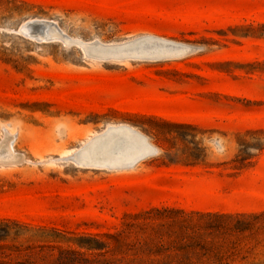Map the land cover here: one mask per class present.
Segmentation results:
<instances>
[{"label":"rangeland","instance_id":"1","mask_svg":"<svg viewBox=\"0 0 264 264\" xmlns=\"http://www.w3.org/2000/svg\"><path fill=\"white\" fill-rule=\"evenodd\" d=\"M0 53V219L127 247L186 217L152 207L256 212L221 264H264V0H0ZM117 125L155 150L112 166Z\"/></svg>","mask_w":264,"mask_h":264},{"label":"trees","instance_id":"2","mask_svg":"<svg viewBox=\"0 0 264 264\" xmlns=\"http://www.w3.org/2000/svg\"><path fill=\"white\" fill-rule=\"evenodd\" d=\"M0 59L12 61L1 53ZM244 160L241 166L247 165ZM152 211L186 217L147 220L141 224L145 233L127 247L111 245L99 233L72 237L58 227L0 219V264H193V258L209 254L221 264L224 252L236 255L242 249V238L252 229L248 219L261 215L179 207H152L147 213Z\"/></svg>","mask_w":264,"mask_h":264},{"label":"bare ground","instance_id":"3","mask_svg":"<svg viewBox=\"0 0 264 264\" xmlns=\"http://www.w3.org/2000/svg\"><path fill=\"white\" fill-rule=\"evenodd\" d=\"M109 130L125 135V142L119 141L116 146V149L114 151L115 154L112 157V161H114L112 163V166H114V164H121L122 162L132 160L136 156V154L142 150H146L148 152L155 150L154 147H152L151 144L147 142L145 137H143L138 131L130 128L127 125H117L111 127ZM97 165L108 166L109 164L101 163Z\"/></svg>","mask_w":264,"mask_h":264},{"label":"water","instance_id":"4","mask_svg":"<svg viewBox=\"0 0 264 264\" xmlns=\"http://www.w3.org/2000/svg\"><path fill=\"white\" fill-rule=\"evenodd\" d=\"M151 152H148L146 150H142V151L138 152L132 160L125 161V162H122L121 164H119V167H132L139 159L143 158L144 156L148 155Z\"/></svg>","mask_w":264,"mask_h":264}]
</instances>
